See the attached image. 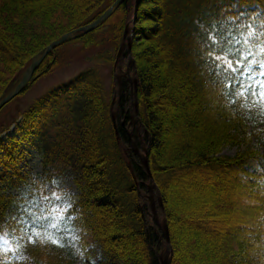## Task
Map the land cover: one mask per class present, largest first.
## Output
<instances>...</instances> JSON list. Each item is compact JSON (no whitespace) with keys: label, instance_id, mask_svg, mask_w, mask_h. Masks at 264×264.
Masks as SVG:
<instances>
[{"label":"trees","instance_id":"obj_1","mask_svg":"<svg viewBox=\"0 0 264 264\" xmlns=\"http://www.w3.org/2000/svg\"><path fill=\"white\" fill-rule=\"evenodd\" d=\"M116 1L0 0V101L45 48L94 23ZM135 3L123 0L97 29L71 42L85 51L109 47L95 60L114 68L110 94L90 69L20 114L19 139L0 141V236L13 246L0 249V264H161L168 244L134 144L146 149L155 196L162 200L156 211L169 227L170 264L187 263L181 250L188 241L178 234L183 224L200 242L214 243L215 262L264 264V129L248 132L239 98L248 79L264 70V0H141L134 68L128 47L116 61ZM61 49L46 57L19 97L60 65ZM115 69L123 75L120 94ZM22 143L42 154V173L34 180L17 169ZM228 147L241 151L222 156ZM60 179L76 187V197L55 189L45 194L46 184ZM187 182L199 185L198 195L227 197L232 211L215 201L173 212L170 196ZM25 185L37 189L49 225L71 234L69 249L42 239L23 252L15 249L25 229L13 216L17 197L4 191Z\"/></svg>","mask_w":264,"mask_h":264},{"label":"rangeland","instance_id":"obj_2","mask_svg":"<svg viewBox=\"0 0 264 264\" xmlns=\"http://www.w3.org/2000/svg\"><path fill=\"white\" fill-rule=\"evenodd\" d=\"M61 48L62 49L59 52V55H61L62 58L60 65L49 75L35 82L21 97L2 109L0 115V141L7 142L10 138L19 139V136L16 134V129L18 123L21 121L20 114L26 111L37 99L44 97L55 89L68 85L79 75L90 69H95L100 73L105 85L106 95L110 94L114 68L111 64L95 60L97 55L102 52L105 53V50L109 49V47L105 48V50L95 49L92 51H85L82 46L70 42ZM254 77L257 81L264 79V77L260 76ZM249 84H252L253 88H255V84L252 79L248 80L247 85ZM239 97L241 99L240 112L242 117L245 119L248 132L256 133L263 130L264 105L257 103L256 98L251 95L241 96L240 94ZM171 102L175 103L173 100ZM171 112H173L172 108L169 109L168 113ZM168 117L171 118L170 115H168ZM254 142H257L256 138L254 139ZM240 151V148L228 147L223 151L222 156L234 157ZM262 151L263 150L261 149V152ZM18 156L20 157V161L17 169L20 171L22 176L31 175L34 179V177L41 173L42 154L35 145L30 143L20 144L18 147ZM198 186L199 185L187 182L185 186L178 189L177 192H174L175 194H172L169 199V206L171 210L173 212H180L185 210L191 203L195 204V206H208L216 201L219 209L232 211V202L228 200L227 197L217 196L216 198H213L198 195ZM2 188L5 189V186ZM30 189L32 188L29 185H25L23 188H13L10 190L5 189L4 191L7 194L17 197L13 206V216L17 222L26 228L27 236L25 238L15 240V247L19 252H22L34 245V243L30 241L42 239L63 249H69L68 243L73 244L71 234L66 233L62 235L59 233L60 230L65 231L66 228L63 229L59 226L58 231H55L49 225L48 218H46L40 210V202L38 196L36 195V190L34 189L33 192H31ZM53 189L61 191L68 190L69 195H77L75 186L68 180L60 179L55 182L48 183L45 187V194L49 193ZM239 202H237V204ZM178 234L179 239L184 240L185 242L188 241V243L186 242V244L182 246L181 250L182 259L186 260V264H223L220 261L217 262L216 260L215 262L214 260L215 257L219 256L214 249L212 250V247L215 248L214 243L211 242L209 244H204L203 242H200V240L195 238L190 232L189 227L184 224L178 228ZM68 237H70V239H67ZM194 240L195 242H193ZM190 241H192V243ZM10 247L11 244L6 239H0V248ZM201 256L204 257L202 258ZM200 258H202V260ZM78 264H82V262Z\"/></svg>","mask_w":264,"mask_h":264},{"label":"water","instance_id":"obj_3","mask_svg":"<svg viewBox=\"0 0 264 264\" xmlns=\"http://www.w3.org/2000/svg\"><path fill=\"white\" fill-rule=\"evenodd\" d=\"M123 0H117L116 3L102 16L100 17L96 22H94L91 25L82 27L80 29H77L67 35H65L63 38H61L60 40L54 42L53 44H51L50 46H48L47 48H45L32 62L30 68H28L25 73L23 74V79L21 81V83L15 88V90L6 98H4L1 102H0V110L9 102H11L14 98H16L18 95H20L26 88L27 84L29 83V81L32 79V77L34 76L36 70L38 69V67L41 65V63L46 59V57L53 52L56 48H58L59 46L66 44L70 41H73L76 38V33L78 32H83V33H89L94 31L96 28H98L103 22H105L108 18H110L113 13L115 12V10L119 7V5L122 3ZM141 4V0H136V5H135V11H134V19L132 21L133 26L136 23V17L139 11V7ZM131 33V35H130ZM133 29H127L126 33H125V38H124V42L122 45V49L119 53L118 56V60L121 58L122 52L124 51L125 47H126V41L128 40V47L129 49L131 48V42H132V36H133ZM130 35V36H129ZM129 37V38H128ZM118 81H119V92L121 93V77L118 76ZM135 85H137V81H135ZM114 104L112 105L113 108ZM138 111V105L136 104V112ZM113 117V121H114V126L116 129V113L112 114ZM119 141V138H118ZM136 151L139 153V150L136 149ZM146 150H144V155L140 154L142 163L145 167V169L147 170V172L151 175L150 172V168H149V164H148V160H147V156H146ZM153 188H154V184H153V180L151 182V185L149 186L150 189V198L152 201V205H153V211L155 214V218L158 221L165 237L168 243V249L167 252L165 254V258H162V264H170L171 261V257H172V247H171V241H170V233L168 230V225L166 220L163 221V223H161L157 217L156 214V210H155V201H154V196H153Z\"/></svg>","mask_w":264,"mask_h":264},{"label":"snow or ice","instance_id":"obj_4","mask_svg":"<svg viewBox=\"0 0 264 264\" xmlns=\"http://www.w3.org/2000/svg\"><path fill=\"white\" fill-rule=\"evenodd\" d=\"M209 39L213 44L216 42L215 39L211 36L209 37ZM261 51L264 52V49H261ZM209 55H211V51L209 52ZM245 59L247 58L245 57ZM227 67L229 68L230 71L237 70L235 63L232 61L227 62ZM259 67L261 69H264V64H260ZM259 76L264 77V71H260ZM249 77H251V73H249ZM251 79L255 84V88H253L252 84L247 85L246 91L241 92V96H247V95L254 96L256 98L257 103H261L262 105H264V79H261L259 81H257L255 77H251ZM30 242L35 243V240H32Z\"/></svg>","mask_w":264,"mask_h":264},{"label":"bare ground","instance_id":"obj_5","mask_svg":"<svg viewBox=\"0 0 264 264\" xmlns=\"http://www.w3.org/2000/svg\"><path fill=\"white\" fill-rule=\"evenodd\" d=\"M136 5V3H135ZM130 36V35H129ZM125 38V37H124ZM129 38V37H128ZM126 44H128V40L126 41ZM123 45V44H122ZM121 49H122V46H121ZM131 51H132V46L131 48L129 49V57H130V64L129 66L133 65V67L135 68V62L133 61V57H132V54H131ZM129 71V70H128ZM134 73H136V71L134 70ZM149 200H151L150 198V194H149ZM168 230H169V227H168Z\"/></svg>","mask_w":264,"mask_h":264}]
</instances>
